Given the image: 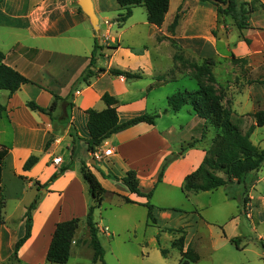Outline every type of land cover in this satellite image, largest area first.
Here are the masks:
<instances>
[{
  "label": "crops",
  "instance_id": "crops-1",
  "mask_svg": "<svg viewBox=\"0 0 264 264\" xmlns=\"http://www.w3.org/2000/svg\"><path fill=\"white\" fill-rule=\"evenodd\" d=\"M234 1L239 4L252 0ZM258 1L264 6V0ZM91 2L101 27L100 36L94 32L78 0H0V52L5 55L4 63L31 81L12 95L0 90V103L5 107L0 118V186L4 194L0 210L3 219L0 253L4 245L13 251L15 242L24 233L26 207L40 195L32 211L30 237L18 251V258L26 264L45 261L59 222L79 218V225L84 229L83 237L78 236L77 229L75 241L82 239L88 243L85 216L91 196L80 171L83 161L105 190L102 202L113 197L118 206L124 204L141 210L144 225L149 222L158 225L159 232L164 228L166 231L182 229V252L190 247L198 223L203 221L200 215L203 206L199 205L198 197L224 191L228 184L214 191L192 193L182 190L185 177L201 164L205 148L214 136H208L212 130L209 129L202 138L204 120L192 106H184L177 112L167 110L168 96L193 90L189 84L199 88L198 81L191 74L194 69L179 61V55L197 65L204 60L213 61L211 72L215 85L225 90L223 102L229 106L232 115L240 118L264 110V84L248 83L250 79H264V8L258 6L247 14L246 26L238 29L231 17L220 15L210 2L169 0L164 21L157 27L147 21L146 9L142 6L134 7L131 16L119 25L116 18L122 10L117 0ZM176 14L180 17L173 35H170L168 26ZM170 38L176 48L171 45ZM95 39L101 48L95 55L93 70L101 67L105 71L97 73L88 84L78 82L89 65ZM232 56L243 60L238 63L240 66L232 63ZM110 68L136 73L140 77L111 75ZM253 74L256 77L251 78ZM180 80L189 84L174 93L161 90ZM77 82L76 90L67 98ZM105 93L117 100L119 123L144 113L158 116L153 124L138 123L113 132L97 148L96 158L87 151L89 133L85 112L105 109L101 99ZM54 96L61 100L51 114L33 111L26 106L27 102L33 101L48 110ZM182 111L187 118H180ZM251 121L254 124L253 119ZM191 142L194 144L192 148L176 156L182 146ZM254 145L264 148L260 143ZM109 148L112 153L105 155L104 151ZM31 155L37 156L38 160L29 170H24L23 165ZM171 156L175 158L166 166L158 182L162 165ZM58 157L61 162L53 164V159ZM62 168L66 169L60 172ZM130 170L136 173L140 191L143 194L151 192L149 199L131 193L122 184L121 178ZM55 173L56 177L49 182ZM256 174L249 173L239 182L229 184L251 188L259 181ZM35 183L42 187L37 188ZM159 187L169 192L164 195L166 200L172 198L171 192H179L185 200L194 201L191 214L187 216V211L180 212L170 205L156 208L151 201ZM237 197L241 206L243 199L248 198L242 210L249 217L252 195L247 191L246 195ZM125 198L131 202H126ZM235 200L236 197L225 194L221 201L230 203ZM147 202L152 205L154 223L147 218ZM15 209L21 210L16 231L8 224ZM121 217L120 225H123L126 216ZM203 223L210 253L227 245L238 251L248 249L247 233L241 228L245 221L237 215V210L229 215V226L225 224L213 229L208 222ZM96 227L97 234L107 228L97 223ZM134 228L135 225L131 224L124 230ZM168 233L172 234L173 241L175 232ZM256 239L263 240L258 235ZM199 245L193 246L198 254Z\"/></svg>",
  "mask_w": 264,
  "mask_h": 264
},
{
  "label": "trees",
  "instance_id": "trees-1",
  "mask_svg": "<svg viewBox=\"0 0 264 264\" xmlns=\"http://www.w3.org/2000/svg\"><path fill=\"white\" fill-rule=\"evenodd\" d=\"M203 2H210L216 6L220 15L229 16L233 19L235 26L238 29H243L246 26L247 14L254 12L257 7L264 8V6L258 0H252L251 2H242L237 4L234 0H230L229 6L223 9L218 3L212 0H200ZM218 2L225 3L226 0H217ZM121 12L118 14L116 21L119 25L123 24L132 14V9L136 6H142L147 12V21L157 27H160L164 21V16L168 10L169 0H117ZM180 15L176 14L172 23L168 26V32L173 35L175 28L178 24ZM171 45L176 48L172 38L169 39ZM247 44L248 40H244ZM101 47L98 44V40L95 39L93 50L91 52L90 62L87 68L83 71V74L79 78L78 82L89 83V80L97 73L105 71L104 68L99 67L96 71L95 67V55ZM175 54V58H177ZM5 55L0 52V90L8 91L9 95L15 93L22 85L31 83L29 79L23 76L14 68L4 63ZM231 61L233 64L242 63V59H237L232 56ZM264 64V60H263ZM212 60H204L201 65L193 63L194 69L193 77L198 81L199 88L196 91H184L177 92L167 97V110L174 112L179 111L182 107L190 105L200 118L204 120L202 127V138L206 136V132L209 129L214 130V137L211 139L209 145L205 148V156L198 168L188 174L182 186V190L186 192L198 193L205 191H214L221 186H225L234 181L239 182L242 177L249 173H257L264 163V148L259 149L250 140L255 126L264 127V110H257L254 113L248 114L254 121V124L248 127L247 130L241 129L235 124L231 118V111L223 107L221 96H217L214 93V89L211 87L215 83V79L211 72ZM108 72L115 76H124L125 78H139L136 73H131L124 70L110 68ZM203 77L208 83L203 82ZM75 83L67 98H70L72 93L77 88ZM260 83L264 84V79H250L248 83ZM54 102L51 104L48 110L39 107L35 102L29 101L26 106L33 111H40L42 113L51 114L56 106L57 102L61 100L60 97L54 96ZM106 108L102 111H96L93 109L87 110V130L89 133V139L86 141L87 151L95 154L100 144L105 141L113 132L136 125L138 123L153 124L157 118V114H140L123 123H119L116 104L117 100L105 93L101 97ZM5 110L4 105L0 103V118ZM166 110V111H167ZM73 137L79 139L75 134ZM194 144L188 143L181 147L180 152L176 156H181L184 152L192 148ZM73 152V150H72ZM175 158V156L167 157L162 165V168L158 175V182L161 180L163 172L166 166ZM38 160V157L31 155L24 163L23 169L29 170ZM66 168H62L60 172ZM81 175L83 180L88 186V191L91 196V203L88 206L85 216V222L87 226V232L89 235L88 244L93 251V256L90 264H95L97 261H102L104 250L100 244L97 234L96 223L93 220L94 210L101 206V203L105 196V190L98 182L95 175L90 171L85 161L82 162ZM59 172V173H60ZM56 177V173L53 174L49 180L51 182ZM122 184L134 194L144 196L147 199L150 198L151 192L143 194L139 189L138 179L136 173L132 170L127 171L125 176L121 178ZM37 188L42 187L38 183H35ZM244 195L247 193L246 187H244ZM40 195H37L30 204L26 207L24 214V233L17 239L14 244L12 255L17 257L18 251L24 242L30 237L32 211L36 208ZM4 194L3 188L0 186V210L3 205ZM126 202H131L125 198ZM248 198H244L242 202L243 209L248 202ZM148 209L147 218L154 223L155 219L152 216V205L148 202L145 204ZM80 219L73 218L67 221H62L56 224L50 244L48 246L45 261L53 264H65L70 258L72 243H76L75 234L79 228ZM0 224H3V219L0 216ZM170 232L180 233L181 236L174 239L171 242V247L180 251L179 264L196 263L199 260L198 255L188 247L185 252H182L184 242V232L182 229H171ZM232 243H236L235 240H231ZM162 256L166 257V250L159 248Z\"/></svg>",
  "mask_w": 264,
  "mask_h": 264
},
{
  "label": "rangeland",
  "instance_id": "rangeland-1",
  "mask_svg": "<svg viewBox=\"0 0 264 264\" xmlns=\"http://www.w3.org/2000/svg\"><path fill=\"white\" fill-rule=\"evenodd\" d=\"M179 59V61H184L183 64L185 63L189 65V67L195 63L191 62L190 59H184L181 55H179ZM236 66H240V64H237ZM194 73L195 72L193 71L191 74L193 75ZM254 77H256V74H253L251 78ZM203 82L208 85L204 77ZM184 84L187 85L189 83L180 80L169 84L161 90L168 93H174L183 89L182 87ZM189 87H192L190 89H193L188 90L190 92L198 90L196 86L189 84ZM211 87L214 89V93L217 96H221L223 107L229 109V106L223 102L225 90L222 87L217 88L215 83L212 84ZM188 106L189 105H186L185 108H189ZM179 116L180 118L188 117L183 111ZM230 118L243 130H247L248 127L252 125V118L249 117V115L238 118L231 114ZM208 136L213 137L214 130H210ZM250 139L253 144L260 143L264 146V127H257L251 134ZM256 175L259 181L256 182L253 187H247L248 194L252 195L250 209L248 210V213L250 214L249 217H246L244 214L239 197H237L238 195L240 197L244 195L245 190L242 184H228V186L224 188V191H215L211 193L213 195H200V197H198L197 201L199 205L203 206V210L200 211L203 221L198 223V230L190 245V248L199 257L198 262L195 264H264V163ZM167 193L169 192H166L162 187H159L156 190L154 199L151 203L154 202L157 205L156 208H158V205L159 207L170 205L180 209V212L187 211V216L191 214L189 212L194 208V201L185 200L183 195L179 192H171L172 198L166 200L164 195ZM225 194L230 197H236L237 200L231 201L230 203H222V195ZM128 210L131 211L129 212ZM236 210L240 219L245 221L244 226H241V228L247 233L246 243L248 244V249L246 251H238L235 249L236 247L227 245L226 248L210 253L209 246L205 239L207 236V230L205 229L203 222H208L213 226V229H216L217 226L227 225L229 215ZM20 213L21 210L15 209L13 211V216H11L10 222L8 223L15 231L18 230V216ZM121 215L123 217L126 216V221L123 225H120L121 221H123ZM93 220L102 228L107 227L108 229V234L106 235L101 232L98 233V239L104 250V255L102 261H97L95 264H179L180 251L171 247L172 234L168 233L170 231H166L167 229L164 228L159 232V226L150 225V222L149 225H144L141 210L124 204L118 206L116 199L112 197L111 199L102 202L100 208L94 210ZM131 224L135 225L134 229L124 230L125 226ZM83 230V226L79 225L77 234L80 238L83 237ZM257 235L263 239L262 242L256 239ZM180 236V233H175L174 239H177ZM158 245H160V248L166 250V257L161 255ZM194 245H199V254L193 248ZM72 246L70 258L65 264H90L93 251L89 244L82 239H79L76 243H72ZM9 252L11 251H9L4 245L0 253V264H26L24 260L21 261L18 258V255L17 257H13V251L11 254ZM33 264L53 263L44 261L43 263L37 262Z\"/></svg>",
  "mask_w": 264,
  "mask_h": 264
},
{
  "label": "water",
  "instance_id": "water-1",
  "mask_svg": "<svg viewBox=\"0 0 264 264\" xmlns=\"http://www.w3.org/2000/svg\"><path fill=\"white\" fill-rule=\"evenodd\" d=\"M215 3H218L223 9H226L229 6L230 0H226L225 3L218 2L217 0H212ZM78 5L81 8L82 12L89 19L90 25L93 28L94 32L100 36L101 27L98 21V18L93 10V5L91 0H78ZM94 164V163H93Z\"/></svg>",
  "mask_w": 264,
  "mask_h": 264
},
{
  "label": "built area",
  "instance_id": "built-area-1",
  "mask_svg": "<svg viewBox=\"0 0 264 264\" xmlns=\"http://www.w3.org/2000/svg\"><path fill=\"white\" fill-rule=\"evenodd\" d=\"M111 153H112V149H111V148L106 149V150L104 151V154H105V155H110ZM93 157H96V158H97V157H98V156H97V153L93 154ZM60 162H61V158H59V157H58V158H54L53 161H52V163L55 164V165L58 164V163H60ZM101 231H102V230H101ZM105 232H106V233L108 232L107 228H104V229H103V233H105ZM107 234H108V233H107ZM73 243H74V241H73Z\"/></svg>",
  "mask_w": 264,
  "mask_h": 264
}]
</instances>
